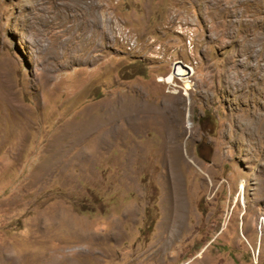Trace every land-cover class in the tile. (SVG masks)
<instances>
[{"label": "rangeland", "instance_id": "374dc122", "mask_svg": "<svg viewBox=\"0 0 264 264\" xmlns=\"http://www.w3.org/2000/svg\"><path fill=\"white\" fill-rule=\"evenodd\" d=\"M0 264H264V0H0Z\"/></svg>", "mask_w": 264, "mask_h": 264}, {"label": "bare ground", "instance_id": "6f19581e", "mask_svg": "<svg viewBox=\"0 0 264 264\" xmlns=\"http://www.w3.org/2000/svg\"><path fill=\"white\" fill-rule=\"evenodd\" d=\"M173 126V125H172ZM171 126V127H172ZM174 129V128H173ZM170 130V131H169ZM174 131V130H173ZM173 131H171V129H170V127L168 126L167 127V132H169L171 135H173ZM168 133V134H169ZM170 135V136H171ZM181 159H182V157L181 156H177V157H175V159H174V161L172 162V174H173V176L175 177V179H176V185H177V182H179L178 181V179H179V176H178V174H177V169H178V165L181 163ZM179 184V183H178ZM179 186V185H178ZM178 186H176V188H175V191L177 192V194H179V188H178ZM242 186V188H243V191L245 192V185H241ZM179 199L178 200H180L181 201V198H180V195H179V197H178ZM254 253V256H255V258H256V255H255V252H253ZM258 256V255H257Z\"/></svg>", "mask_w": 264, "mask_h": 264}]
</instances>
